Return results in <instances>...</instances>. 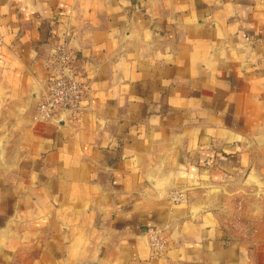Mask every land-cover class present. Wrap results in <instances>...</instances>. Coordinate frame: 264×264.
<instances>
[{
    "label": "crops",
    "instance_id": "obj_1",
    "mask_svg": "<svg viewBox=\"0 0 264 264\" xmlns=\"http://www.w3.org/2000/svg\"><path fill=\"white\" fill-rule=\"evenodd\" d=\"M0 39V264H264L191 193L264 185V0H0ZM63 41L93 102L35 122Z\"/></svg>",
    "mask_w": 264,
    "mask_h": 264
},
{
    "label": "built area",
    "instance_id": "obj_2",
    "mask_svg": "<svg viewBox=\"0 0 264 264\" xmlns=\"http://www.w3.org/2000/svg\"><path fill=\"white\" fill-rule=\"evenodd\" d=\"M1 41V39H0ZM75 52L66 41L57 42L42 61L45 78L36 99L33 121L49 123L65 118L77 117L89 98L88 82L74 70ZM159 230H150L149 239L153 247L161 249L164 241Z\"/></svg>",
    "mask_w": 264,
    "mask_h": 264
},
{
    "label": "rangeland",
    "instance_id": "obj_3",
    "mask_svg": "<svg viewBox=\"0 0 264 264\" xmlns=\"http://www.w3.org/2000/svg\"><path fill=\"white\" fill-rule=\"evenodd\" d=\"M2 135L3 133H0V150L4 147ZM0 159L2 160L3 157L1 156ZM226 179L219 180L218 184L211 182L202 187V190L191 192L192 196L202 198L205 202L195 206L196 211L207 208L215 222L228 233L231 239L238 238L237 232L244 228L250 229L248 232L252 239L258 238V234L256 236L252 234L259 228L260 223L264 224V185L258 182L259 179L245 177L243 180H246L244 182L242 180L239 186L234 188ZM247 202L249 204H246Z\"/></svg>",
    "mask_w": 264,
    "mask_h": 264
},
{
    "label": "water",
    "instance_id": "obj_4",
    "mask_svg": "<svg viewBox=\"0 0 264 264\" xmlns=\"http://www.w3.org/2000/svg\"><path fill=\"white\" fill-rule=\"evenodd\" d=\"M39 93H40V88H37V90L33 92L32 97L34 99H38Z\"/></svg>",
    "mask_w": 264,
    "mask_h": 264
}]
</instances>
